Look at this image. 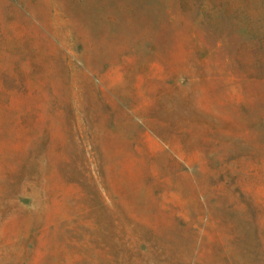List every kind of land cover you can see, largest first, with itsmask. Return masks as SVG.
Returning <instances> with one entry per match:
<instances>
[{
    "label": "rangeland",
    "instance_id": "obj_1",
    "mask_svg": "<svg viewBox=\"0 0 264 264\" xmlns=\"http://www.w3.org/2000/svg\"><path fill=\"white\" fill-rule=\"evenodd\" d=\"M0 264H264V0H0Z\"/></svg>",
    "mask_w": 264,
    "mask_h": 264
}]
</instances>
